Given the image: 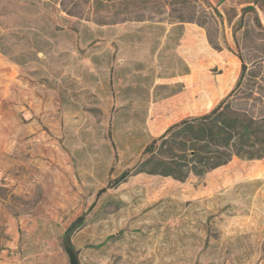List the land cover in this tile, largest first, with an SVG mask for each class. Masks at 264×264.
Masks as SVG:
<instances>
[{"label":"rangeland","instance_id":"obj_1","mask_svg":"<svg viewBox=\"0 0 264 264\" xmlns=\"http://www.w3.org/2000/svg\"><path fill=\"white\" fill-rule=\"evenodd\" d=\"M197 57L239 73L211 111L264 114V0H0V264H264V157L118 182L211 112Z\"/></svg>","mask_w":264,"mask_h":264},{"label":"trees","instance_id":"obj_2","mask_svg":"<svg viewBox=\"0 0 264 264\" xmlns=\"http://www.w3.org/2000/svg\"><path fill=\"white\" fill-rule=\"evenodd\" d=\"M243 74L244 66L237 87ZM230 97L210 113L172 126L160 141L154 140L146 147L149 156L125 171L118 182L143 172L178 180H185L191 174L203 178L211 170L229 163L233 156L247 160L264 157V114L239 113L230 108ZM82 224L77 221L69 226L65 239Z\"/></svg>","mask_w":264,"mask_h":264},{"label":"crops","instance_id":"obj_3","mask_svg":"<svg viewBox=\"0 0 264 264\" xmlns=\"http://www.w3.org/2000/svg\"><path fill=\"white\" fill-rule=\"evenodd\" d=\"M198 45L200 55H202L203 52L204 54L213 53L207 40L200 39ZM204 62L202 58H198L196 62L191 61V65L199 66V69L197 71L198 77L193 79L188 78L189 81L186 82V86L190 91L189 96H185V93L182 96V98L184 97V99L187 100L186 102L184 101L185 103L183 104L186 107L184 110L187 112L207 113L211 111L229 94L239 77L237 71L235 74H232V76L224 73L209 74L206 71L211 68Z\"/></svg>","mask_w":264,"mask_h":264},{"label":"water","instance_id":"obj_4","mask_svg":"<svg viewBox=\"0 0 264 264\" xmlns=\"http://www.w3.org/2000/svg\"><path fill=\"white\" fill-rule=\"evenodd\" d=\"M66 252L69 256L70 259V264H79L78 258H77V254L75 253L74 249L72 248V246L67 245L66 246Z\"/></svg>","mask_w":264,"mask_h":264}]
</instances>
